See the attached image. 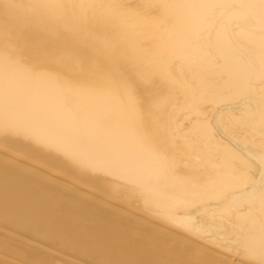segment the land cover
<instances>
[{
  "label": "bare ground",
  "instance_id": "bare-ground-1",
  "mask_svg": "<svg viewBox=\"0 0 264 264\" xmlns=\"http://www.w3.org/2000/svg\"><path fill=\"white\" fill-rule=\"evenodd\" d=\"M59 1L0 0V264H264V0Z\"/></svg>",
  "mask_w": 264,
  "mask_h": 264
},
{
  "label": "rangeland",
  "instance_id": "rangeland-1",
  "mask_svg": "<svg viewBox=\"0 0 264 264\" xmlns=\"http://www.w3.org/2000/svg\"><path fill=\"white\" fill-rule=\"evenodd\" d=\"M61 1H62V0H61ZM61 1L58 2V6L60 7V10H59V11H61V10L63 11V12L61 11V13H63V14L61 15V20H62V22L66 21L68 24H70V25L72 26V23H71V22H72V19H73V18L76 19V18H77V17H76V16H77L76 13H78V12H77V8H76V4H75L76 2H75L74 0H71L73 3H72L70 0H69V2H68V0H66L65 2H63L64 0H63L62 2H61ZM67 2H68V3H67ZM74 2H75V3H74ZM61 3H64V4H61ZM65 4H67V5L69 4L68 6H70V8H69L67 5L65 6ZM70 4H71V5H70ZM63 5H64V9L62 8ZM129 5L132 6V4H129ZM73 6H74V8H73ZM120 7H121V6H120ZM122 7H123V8H127V5L124 4ZM129 7H130V6H129ZM66 8H67V9H66ZM68 9H69V10H68ZM70 9H71L72 11H70ZM73 9H74V10H73ZM120 9H121V12L123 13L124 11L122 10V8H120ZM65 10H68V13H67V11H65ZM74 11H75V13H74ZM121 12H120V13H121ZM70 13H71V14H70ZM66 14H67V15H66ZM33 15H34V16H33ZM68 15H69L70 18L68 17ZM75 15H76V16H75ZM120 16H121V14H120ZM31 17L34 18V19H36V18H38V19H39V18L42 19V18H43V17L41 16L40 13H32ZM66 17H67V18H66ZM44 18H45V17H44ZM44 18H43L42 20L46 21ZM68 18H69V19H68ZM126 18H127V17H126ZM128 18H129V17H128ZM128 18H127V20H126L124 17H122V18H121V23H122L121 25H122V28L124 27V28H123V29H124L123 32H125L126 34L129 35V36H128V37H129V42L131 41L130 45H131V44H134L136 41H137V42H136L137 44H134V46H135V45H139V46H140V44L142 45V44H144V43L147 42V41L150 42V39H151L152 36H151V32H150L149 26L144 22V21H145V18H142L141 22L138 23V24H136V23H134V22H131L132 19H133L132 16L129 18L131 21L128 20ZM57 19H59V18H57ZM67 19H68V20H67ZM70 19H71V20H70ZM55 20H56V19H54V20H53L54 23H52L53 21H51V20L48 19V22L46 21V22H47L46 25H47V26H52V28L56 25V26H57V29H58V30L60 31V33H61L60 35H61V36L63 35L64 38H65V37L67 38V36H65V35H67V31H65L66 29H65V30H64V29H61V30H60V28H59V24L61 25V23L58 24L57 20H56V21H55ZM59 20H60V19H59ZM59 20H58V21H59ZM63 20H64V21H63ZM148 20H149V19H148ZM59 22H61V21H59ZM66 22H64V23H66ZM55 23H56V24H55ZM83 23H85V21H83ZM124 23H125L126 25H124ZM133 23H134V25L136 24V28H137V26H138V31H140L141 29H144V30H141V31L139 32V34H138V33H137L138 31H137V29L134 27ZM130 24L133 25L132 27H134V29H135L134 31H135V33H136V34H135L136 36H135L134 34H133L134 36L132 35V33H133L134 31H133V29H132V27H131ZM53 25H54V26H53ZM140 25H141V26H140ZM142 26H143V27H142ZM126 27L128 28V30L126 29ZM1 28H2L3 30L5 29V30L7 31V27H6V28H5V27H4V28L1 27ZM1 28H0V29H1ZM100 29H101V28H100ZM100 29H99L100 33H101V31H102V33L105 32L104 34L101 33L103 36H105V35L107 34V35H106L107 38L109 37L108 39L106 38V39H107V40H106V44H107V46L110 48L111 44L115 43V35H113L110 31H107V28H106V30H104L105 28H104V29H101V30H100ZM3 30H0V36H1V34H2V37H0V38L3 39V40H5L6 37H4V36H7V35L9 34L8 37H10V33H11V32L9 31V28H8V31H7V32L4 30V33H5V32L7 33V34L5 33L6 35H4ZM129 30H130V31H129ZM143 31H144V32H143ZM1 32H2V33H1ZM149 32H150V33H149ZM130 33H131V35H130ZM145 33H146V35H145ZM148 33H149V34H148ZM112 35H113V36H112ZM141 35H142V36H141ZM143 35H144V36H143ZM148 35H149V36H148ZM63 36H62V38H63ZM132 36L135 37V38L133 39ZM140 37H143V38L145 37V38H144V43H141V41H143V38H141V39H142V40H141ZM146 38H147V39H146ZM148 38H150V39L148 40ZM145 39H146L147 41H145ZM15 40H17V39H15ZM18 40H19V39H18ZM64 40H65V39H64ZM110 40H111V41H110ZM139 40H140V41H139ZM65 41H66V40H65ZM70 41H72V40H70ZM70 41H69V38H68V39H67V43L70 44ZM133 41H135V42H133ZM19 42H20V41H19ZM109 42H111V44H109ZM138 42H140V44H138ZM149 44H150V43H149ZM150 45H151V44H150ZM131 46H133V45H131ZM147 47H148V46H147ZM111 48H112V46H111ZM111 48H110V49H111ZM65 55H66L67 57H69L68 54L65 53ZM64 75H66V74H64ZM67 75H70V74H67ZM6 151H7V150H6ZM6 151H2V152H0V155L3 156L4 158L7 157V152H6ZM4 152H6V153H4ZM10 153H12L11 150H10ZM0 160L2 161V162L0 161V162L2 163V165L0 164V173H1V170H2V171H6L5 169L3 170L2 168H6V167H8V165L5 164V161H4V160H2V159H0ZM3 161H4V162H3ZM32 163L35 164L34 162H32ZM3 164H4V165H3ZM5 165H6V166H5ZM29 167H30V168H33V169H35V170H37V171H39V172H41V173H43V174L46 175V176H49L51 179L53 178V179H55V180H59V181H61V182H63V183L70 184V185L74 186L73 183H70V182L67 180V179H68L67 176H65L64 174H61V172L57 171L56 169L53 170V168L50 167V166H45L44 169H37V168H35V166H32V165H29ZM47 167H48V168H47ZM6 169H8V168H6ZM47 169H48V170H47ZM50 170H52V172H51ZM7 171H8V170H7ZM49 171H50V172H49ZM57 172L62 176V178H63V175H64V176H65L64 179H62L61 177H59L60 175H58ZM54 173H56V174H54ZM57 175H58V176H57ZM22 178H23V181H25V176H22ZM22 178H21V179H22ZM23 183H24V182H23ZM74 187H76V186H74ZM91 190H92V191H90L91 196L94 197V198H96V199H103V200H105V197L108 198V199L110 198V197H108L107 195L104 197L105 193L103 194V192H102V191L100 192V190H98V189H95V190H97V192H96L95 190H93V189H91ZM98 191H99V192H98ZM94 192L97 193V194H95ZM98 193H99V194L101 193V194L98 195ZM101 196H102V197H101ZM103 197H104V198H103ZM118 202H120V201H118ZM123 203H124V202H123ZM123 203L121 202V204H123ZM116 205H118V207L121 206V205H119V204H116ZM124 205H125V203L123 204V207H120V208H122V209H124V210H125V209L128 210V209L126 208V205H125V206H124ZM124 207H125V208H124ZM138 212H139V211H138ZM141 214H142V213H141ZM141 214H140V217H141L143 220H145V219L148 220L147 218L143 217V215H141ZM144 218H145V219H144Z\"/></svg>",
  "mask_w": 264,
  "mask_h": 264
}]
</instances>
